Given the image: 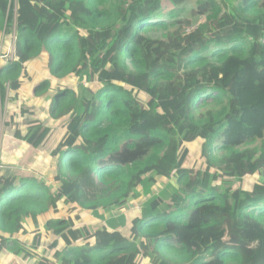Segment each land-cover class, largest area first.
Segmentation results:
<instances>
[{
    "label": "trees",
    "instance_id": "16d2710c",
    "mask_svg": "<svg viewBox=\"0 0 264 264\" xmlns=\"http://www.w3.org/2000/svg\"><path fill=\"white\" fill-rule=\"evenodd\" d=\"M16 6L0 0V264H264V0Z\"/></svg>",
    "mask_w": 264,
    "mask_h": 264
},
{
    "label": "rangeland",
    "instance_id": "374dc122",
    "mask_svg": "<svg viewBox=\"0 0 264 264\" xmlns=\"http://www.w3.org/2000/svg\"><path fill=\"white\" fill-rule=\"evenodd\" d=\"M11 1H12L13 10L16 11V8H17L16 0H11ZM195 6H196V4L193 1V2H190V3L186 4L184 7H182V9L185 10L184 15L185 16L189 15L190 11H191V8H194ZM191 20H192V22L194 24V27H198L200 24H202L204 22V18H199V17L198 18H196V17L191 18ZM12 46H13V44L8 48L7 56L0 57V59L7 60L8 58L13 57V53L14 52H13V47ZM20 90H21V92H23L24 88H21ZM5 116H6V113H5V110H4L3 113H2V122L0 123V157H1V150H2L3 144H5V142L7 141V139H6L7 138V134L5 133V131H6L5 121H7V119L5 120ZM33 119H34V116H32L30 114H27L26 118L23 120V124L26 125L27 122H29L30 120H33ZM188 153H189V155H188V158H187V164L189 166H192L195 162L198 165L202 163L201 159H200V156L198 154H196L197 152H195L193 149H189ZM1 169H2V167H1V158H0V170ZM168 181L169 180L165 179L164 183H167ZM137 192L142 194L143 191H142V188L140 186L138 187ZM140 207H141L140 205H138L135 202H133L132 200H130L129 204L123 209L122 214L124 215L125 220L127 222L126 223L127 226L125 228L121 229L124 234H128L129 233V230H130V227H131V222L133 221V219L136 218V217H139L141 215ZM88 215L90 217H92L91 213H88ZM90 217L85 218L79 224L85 223V224L89 225L90 227H94L92 224H90V221L92 220ZM42 226H44V223H42ZM40 228H42V227H40ZM42 232H44L43 228H42ZM26 244L29 247L31 242H30V244L29 243H26ZM30 250L35 256L38 254L36 249H34V248L31 249L30 248ZM40 253H42V252L40 251L39 254ZM13 258H15L14 255L12 256V259L10 261H8L7 263L10 264V262L13 260ZM20 259H21V257H19V260ZM12 262H11V264H12Z\"/></svg>",
    "mask_w": 264,
    "mask_h": 264
},
{
    "label": "clouds",
    "instance_id": "9594fccd",
    "mask_svg": "<svg viewBox=\"0 0 264 264\" xmlns=\"http://www.w3.org/2000/svg\"><path fill=\"white\" fill-rule=\"evenodd\" d=\"M12 47H13V52H15V47H14V46H12ZM12 47H11V48H12ZM13 55H14V53H13Z\"/></svg>",
    "mask_w": 264,
    "mask_h": 264
},
{
    "label": "crops",
    "instance_id": "0c3cea01",
    "mask_svg": "<svg viewBox=\"0 0 264 264\" xmlns=\"http://www.w3.org/2000/svg\"><path fill=\"white\" fill-rule=\"evenodd\" d=\"M140 210H141V207H140ZM139 216V215H138Z\"/></svg>",
    "mask_w": 264,
    "mask_h": 264
}]
</instances>
